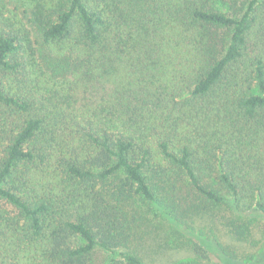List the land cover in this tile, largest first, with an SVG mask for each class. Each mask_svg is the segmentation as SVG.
<instances>
[{
	"label": "trees",
	"instance_id": "obj_1",
	"mask_svg": "<svg viewBox=\"0 0 264 264\" xmlns=\"http://www.w3.org/2000/svg\"><path fill=\"white\" fill-rule=\"evenodd\" d=\"M224 205L264 215V0H0V264H143Z\"/></svg>",
	"mask_w": 264,
	"mask_h": 264
},
{
	"label": "rangeland",
	"instance_id": "obj_2",
	"mask_svg": "<svg viewBox=\"0 0 264 264\" xmlns=\"http://www.w3.org/2000/svg\"><path fill=\"white\" fill-rule=\"evenodd\" d=\"M244 1L214 0V5L231 15ZM237 222L247 224V240L233 233ZM193 242L201 247L203 255L191 250ZM139 245L143 264H264V215L256 211L238 215L224 205L182 225L160 216L144 228V239Z\"/></svg>",
	"mask_w": 264,
	"mask_h": 264
}]
</instances>
